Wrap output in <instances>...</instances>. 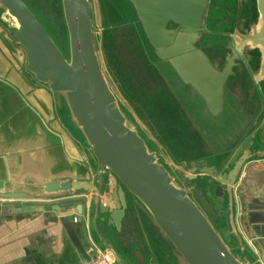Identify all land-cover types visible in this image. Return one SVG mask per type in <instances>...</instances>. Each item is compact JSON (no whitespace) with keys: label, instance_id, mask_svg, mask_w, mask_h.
<instances>
[{"label":"water","instance_id":"water-1","mask_svg":"<svg viewBox=\"0 0 264 264\" xmlns=\"http://www.w3.org/2000/svg\"><path fill=\"white\" fill-rule=\"evenodd\" d=\"M126 1L155 59L169 64L183 84L200 94L207 106V117H221L227 76L218 74L197 47L206 31L210 1ZM62 5L69 59L23 0H0V16L9 20L14 43L25 52V72L54 93L59 108L67 112L75 137L92 154L96 173L88 181L74 176L65 183L53 182L44 188L25 190L9 189L6 182H0V217L59 212L64 208L15 203L89 196L94 242L113 264H126L114 246L110 229L121 232L129 209L128 194L150 214L186 264H260L257 258L246 256L248 248L236 226L234 189L244 167L253 159L264 158V133L257 145L256 134L246 138L234 164L229 161L223 168L205 166L190 170L188 178L200 180L212 192L214 209L225 220V232L221 233L186 190L174 184L173 176L157 162L147 142L126 126L127 119L100 66L90 1L62 0ZM259 8L263 26L254 44L264 53V0H259ZM11 18L17 20L20 28L15 27ZM72 205L82 219L84 200ZM82 242L92 262L100 264L83 235Z\"/></svg>","mask_w":264,"mask_h":264},{"label":"crops","instance_id":"crops-1","mask_svg":"<svg viewBox=\"0 0 264 264\" xmlns=\"http://www.w3.org/2000/svg\"><path fill=\"white\" fill-rule=\"evenodd\" d=\"M7 45L11 52L17 47L13 40ZM0 48L7 56L3 59L0 52V182H6L9 189L25 190L44 188L53 182L65 183L74 176L88 181L92 173H96L93 157L75 137L67 112L59 108L54 93L46 86L30 75H18L12 56L1 42ZM253 113L243 134H256L257 145L264 133V104ZM237 151L219 165L206 163L201 167L223 168L229 161L234 164L238 160H235ZM234 196L236 226L248 248L246 256L255 257L264 264V158L253 159L244 167ZM209 197L213 208L212 193ZM79 200H84L82 219L72 205ZM49 205L64 208L59 212L0 217V264H94L82 242V235L99 261L101 258L105 262L111 260L92 238L89 196L60 199ZM129 218L142 228L144 234L143 218L146 219L170 243L150 214L131 198L121 232L110 229L114 246L126 264H186L181 256L164 251L165 247L161 254L155 253L148 239L147 248L136 243L117 244L115 236L125 230ZM111 262L113 264V260Z\"/></svg>","mask_w":264,"mask_h":264},{"label":"rangeland","instance_id":"rangeland-1","mask_svg":"<svg viewBox=\"0 0 264 264\" xmlns=\"http://www.w3.org/2000/svg\"><path fill=\"white\" fill-rule=\"evenodd\" d=\"M23 1L69 59L62 0ZM89 1L100 66L109 90L118 100V108L127 119L126 126L147 142L157 162L173 176L174 184L186 190L214 227L224 233L225 227L215 224L217 219L209 203L212 192L201 181L194 182L188 176L192 168L206 163L219 165L228 158L239 145L238 135L245 132L252 121L253 111L243 115L231 107L220 121L206 117L195 104L186 100L174 79L152 56L126 0ZM0 24L14 37V29L3 15ZM22 204L49 205L44 201ZM143 228L145 234L129 218L125 230L115 236L117 244L136 243L147 248L148 239L155 253L161 254L165 247L168 254L180 256L144 218Z\"/></svg>","mask_w":264,"mask_h":264},{"label":"flooded vegetation","instance_id":"flooded-vegetation-1","mask_svg":"<svg viewBox=\"0 0 264 264\" xmlns=\"http://www.w3.org/2000/svg\"><path fill=\"white\" fill-rule=\"evenodd\" d=\"M209 1L206 31L197 47L209 59L218 74L227 76L224 84V113L219 118H213L220 121L231 110V107L236 109L239 114L245 115L247 111L259 109L264 104V74L262 72L264 53L261 47L254 44L257 41L256 36L263 26V19L260 13L259 0ZM137 24L139 26L138 22ZM11 40L14 41L11 32L0 24V42L5 46L18 67L17 69L14 66L18 75L26 76L28 74L24 70L25 52L18 46L14 52H11L9 45H7ZM0 52L2 58L6 59L7 56L2 53L1 48ZM157 63L163 66L170 77L174 79L186 100L195 104L198 110L206 116L207 106L200 94L194 92L190 86L183 84L169 64L159 61ZM0 79L2 78L0 77ZM249 136L251 135L243 133L238 135L240 142L236 149L231 151V157ZM240 156L239 153L235 160ZM126 198L130 207L131 198L128 194ZM213 211L217 219L215 224L218 227H224L225 220L219 218L214 207Z\"/></svg>","mask_w":264,"mask_h":264},{"label":"built area","instance_id":"built-area-1","mask_svg":"<svg viewBox=\"0 0 264 264\" xmlns=\"http://www.w3.org/2000/svg\"><path fill=\"white\" fill-rule=\"evenodd\" d=\"M44 202H45V203H48V204H51V203H54V202H56V201H44ZM103 256H105V255H103ZM103 256H102V257H103ZM103 259H104V258H103ZM103 259L101 258V260L99 261L100 264H112L111 260L107 259V262H105ZM94 264H96V263H94Z\"/></svg>","mask_w":264,"mask_h":264},{"label":"bare ground","instance_id":"bare-ground-1","mask_svg":"<svg viewBox=\"0 0 264 264\" xmlns=\"http://www.w3.org/2000/svg\"><path fill=\"white\" fill-rule=\"evenodd\" d=\"M12 19V21H13V23H14V25H15V27L16 28H20V24L17 22V20L15 19V18H11ZM8 20V19H7ZM9 21V20H8ZM7 21V22H8Z\"/></svg>","mask_w":264,"mask_h":264},{"label":"trees","instance_id":"trees-1","mask_svg":"<svg viewBox=\"0 0 264 264\" xmlns=\"http://www.w3.org/2000/svg\"><path fill=\"white\" fill-rule=\"evenodd\" d=\"M146 41V40H145Z\"/></svg>","mask_w":264,"mask_h":264}]
</instances>
